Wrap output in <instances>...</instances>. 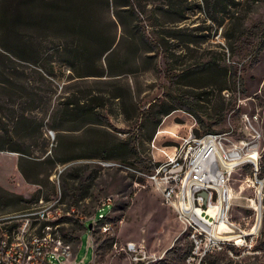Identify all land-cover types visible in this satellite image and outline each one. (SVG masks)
I'll return each instance as SVG.
<instances>
[{
  "label": "rangeland",
  "instance_id": "374dc122",
  "mask_svg": "<svg viewBox=\"0 0 264 264\" xmlns=\"http://www.w3.org/2000/svg\"><path fill=\"white\" fill-rule=\"evenodd\" d=\"M6 1L0 0V11ZM212 7L213 17L205 0H134V7L120 10L124 26L117 27L121 39L114 60L121 74L116 76H74L50 43L26 59L0 49V146L18 149H0V214L23 213L37 197L58 198L61 214L50 222L51 232L75 247L77 260L185 264L189 240L152 184L142 174L102 161L128 163L146 172L149 161L164 158L160 148L171 150L180 136L194 128L203 131L183 109L163 114L170 106L165 96L170 90L193 102L203 125L221 117L214 125L216 131L240 135L241 115L257 114L252 123L261 133L262 158L264 48L253 62L257 38L245 37L244 31L264 21V0H223ZM135 29H144L156 39L158 50L145 52L140 43L131 44L127 34ZM205 61L227 70L228 88H216L217 79L223 76L191 85L185 84L188 79L171 77ZM112 89L121 98L106 100L97 118L73 122L59 114L66 94L88 97L106 95ZM6 130H12V141ZM249 176L243 167L229 181L231 218L245 228L254 220L249 200L254 198V186ZM258 176L263 181L261 220L252 249L244 253L224 250L201 264H264V173ZM108 195L112 204L98 207ZM100 215L108 217L111 227L105 232L94 227V251L86 227ZM110 238L111 243L103 242ZM127 241L144 247L149 256L134 263L125 249Z\"/></svg>",
  "mask_w": 264,
  "mask_h": 264
},
{
  "label": "built area",
  "instance_id": "2783aa9c",
  "mask_svg": "<svg viewBox=\"0 0 264 264\" xmlns=\"http://www.w3.org/2000/svg\"><path fill=\"white\" fill-rule=\"evenodd\" d=\"M256 119L257 114L243 113L240 135L231 130L196 135L189 130L180 136L177 144L171 145L170 152L160 148L164 158L147 173L118 161H102L104 165L142 174L152 184L162 202L174 212L182 226L181 232L189 240L185 264H201L215 253L224 250L232 253L231 248L241 253L252 249L260 227L263 184L258 176L261 133L252 123ZM243 167L249 170L254 186V198L249 199L254 220L248 228L230 214L229 181L233 172ZM59 204L58 198H38L23 213L0 214V264H67V261L76 264L72 244L51 232L50 222L61 214ZM109 204H112L110 195L101 199L98 207ZM96 210L91 219L95 218ZM104 216L100 215L91 227H86L92 243V224ZM110 227L108 220L98 225L100 232L109 231ZM93 248L95 251L94 243ZM125 249L131 253L134 263L149 256L144 247L133 241H127ZM84 264H93V261Z\"/></svg>",
  "mask_w": 264,
  "mask_h": 264
},
{
  "label": "trees",
  "instance_id": "16d2710c",
  "mask_svg": "<svg viewBox=\"0 0 264 264\" xmlns=\"http://www.w3.org/2000/svg\"><path fill=\"white\" fill-rule=\"evenodd\" d=\"M222 1L205 0L211 7V17H213L212 6ZM132 6L134 7V0H9L0 11V49L7 54H15L20 59H26L28 56L34 57L38 53L39 46L50 43L52 50L59 56V60L74 76H116L121 74V70L116 69L119 64L115 63L117 60H114V54L121 39L117 33V27L124 26L120 10ZM109 8L112 9V13L109 12ZM244 34L248 38H257L253 48V62H255L259 52L264 48V21L245 27ZM127 36L131 44L140 43L145 52L159 48L158 41L150 38L144 29L129 31ZM226 74L225 68L221 71L218 65L205 61L172 74L171 77L188 79L189 81L185 84L191 85L190 83L199 81L209 83L212 78L223 76L224 79H217L216 88L220 91L228 88ZM234 80L233 75V83ZM165 96L170 106L164 110L163 114H168L176 108L183 109L190 113L203 128L202 132L194 128V134L216 131L214 125L221 117L209 125H203L190 99L175 90H170L165 93ZM120 98L121 94L116 89L110 90L106 95L95 93L88 97L66 94L58 111L62 119L66 121L74 122L87 117L97 118L102 115L101 111L106 100ZM5 135L10 141L13 140L12 130H6ZM0 149L18 151L13 145H1ZM261 159L259 175L264 173V155ZM140 161L144 162V159ZM148 164L149 169L146 172L152 171L157 163L149 161ZM126 165L132 166L128 163ZM105 220H108L107 216L92 224V232L95 231V226L98 228V225ZM111 241L112 238L103 240L105 244ZM187 252L188 249L184 256Z\"/></svg>",
  "mask_w": 264,
  "mask_h": 264
},
{
  "label": "crops",
  "instance_id": "0c3cea01",
  "mask_svg": "<svg viewBox=\"0 0 264 264\" xmlns=\"http://www.w3.org/2000/svg\"><path fill=\"white\" fill-rule=\"evenodd\" d=\"M168 152H170L171 150H167ZM73 253H74V256H73V260L76 261V264H84L85 261H81V260H77V252L75 250V247L73 248ZM71 261H69L70 263Z\"/></svg>",
  "mask_w": 264,
  "mask_h": 264
},
{
  "label": "water",
  "instance_id": "95a60500",
  "mask_svg": "<svg viewBox=\"0 0 264 264\" xmlns=\"http://www.w3.org/2000/svg\"><path fill=\"white\" fill-rule=\"evenodd\" d=\"M88 228L91 227V223L87 226Z\"/></svg>",
  "mask_w": 264,
  "mask_h": 264
}]
</instances>
